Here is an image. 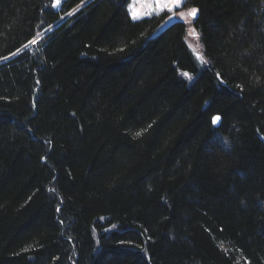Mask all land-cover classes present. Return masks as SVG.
<instances>
[{
	"label": "trees",
	"instance_id": "1",
	"mask_svg": "<svg viewBox=\"0 0 264 264\" xmlns=\"http://www.w3.org/2000/svg\"><path fill=\"white\" fill-rule=\"evenodd\" d=\"M129 3L0 0V264H264V0Z\"/></svg>",
	"mask_w": 264,
	"mask_h": 264
},
{
	"label": "rangeland",
	"instance_id": "2",
	"mask_svg": "<svg viewBox=\"0 0 264 264\" xmlns=\"http://www.w3.org/2000/svg\"><path fill=\"white\" fill-rule=\"evenodd\" d=\"M185 1L186 0H181V6L178 8H174L173 11L169 12L167 9L161 11L157 7L158 0H130V3L128 5V10H129L130 17L132 20H140L142 18L149 17L152 15H157V14H160L162 12H168L170 18H176V19H179L181 21H184L187 24V34H186L187 45H188L190 51L192 52L193 56L195 57L197 63L200 66H203L204 58H203V54H202L201 45L198 41V38L196 36L192 35V32L194 30V28L192 26V18L187 17V16H185V17L181 16V13L186 14L190 10L188 8H183V4L185 3ZM59 7H60V5L55 7V8L58 9ZM134 12L138 13L137 18H135V19L133 18ZM42 36H43V33L39 34L35 40L38 41L39 39H41Z\"/></svg>",
	"mask_w": 264,
	"mask_h": 264
},
{
	"label": "snow or ice",
	"instance_id": "3",
	"mask_svg": "<svg viewBox=\"0 0 264 264\" xmlns=\"http://www.w3.org/2000/svg\"><path fill=\"white\" fill-rule=\"evenodd\" d=\"M61 3V0H53V7H57L59 6ZM181 6V0H158L157 2V7L163 11L165 9H167L169 12L173 11L174 8H178ZM197 13V9L192 8L190 9L186 14L181 13L182 17H195ZM138 13H133V18H137ZM192 35L196 36L198 38V34L195 33V31L193 30ZM30 43L32 44H36L37 41L35 39H33L32 41H30ZM185 75H187V73H185ZM220 119V117H214L213 118V123L215 124L218 120Z\"/></svg>",
	"mask_w": 264,
	"mask_h": 264
},
{
	"label": "water",
	"instance_id": "4",
	"mask_svg": "<svg viewBox=\"0 0 264 264\" xmlns=\"http://www.w3.org/2000/svg\"><path fill=\"white\" fill-rule=\"evenodd\" d=\"M191 18H193V17H191ZM196 18V16L193 18V19H195ZM218 115H215V116H213L212 117V121H213V118L214 117H217ZM218 117H220V116H218ZM220 123H221V117H220V119L214 124L213 122H212V126L214 127V128H218L219 126H220Z\"/></svg>",
	"mask_w": 264,
	"mask_h": 264
}]
</instances>
